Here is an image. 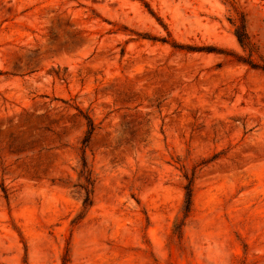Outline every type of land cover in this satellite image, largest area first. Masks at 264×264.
<instances>
[{"label":"rangeland","instance_id":"1","mask_svg":"<svg viewBox=\"0 0 264 264\" xmlns=\"http://www.w3.org/2000/svg\"><path fill=\"white\" fill-rule=\"evenodd\" d=\"M248 60L264 0H0V264H264Z\"/></svg>","mask_w":264,"mask_h":264},{"label":"trees","instance_id":"2","mask_svg":"<svg viewBox=\"0 0 264 264\" xmlns=\"http://www.w3.org/2000/svg\"><path fill=\"white\" fill-rule=\"evenodd\" d=\"M151 12L153 14V11H151ZM235 35L237 36L239 42L243 45V47L249 48L250 50L252 49L251 38H250V35L247 31L246 20L244 18H242L240 24L237 26L236 31H235ZM163 41L166 42L165 39H163ZM247 62L252 67L261 68L264 70V64L259 65L252 60H248ZM76 109L78 110L79 115L83 116L87 121L88 129L86 132L85 142H84L85 144H87L93 135V132L96 128V125H95L94 119L92 118V116L90 114L85 113L79 107H76ZM80 177L84 178V180H85L84 189L86 191V194H85V199H84V206L86 207L87 205H91V203H92V199H91L92 190L89 189V186L92 185L93 183H92V171H91V168L89 166L88 160H87L85 155H83V163H82V168L80 171ZM186 178H187V184L185 186V201H184V206H183V214H184L185 218L192 211L193 195H194V183H195L194 175H192L190 177L187 175ZM182 225H183V223H182ZM176 227L181 228V224H177Z\"/></svg>","mask_w":264,"mask_h":264}]
</instances>
